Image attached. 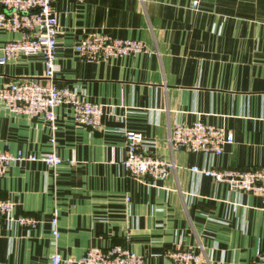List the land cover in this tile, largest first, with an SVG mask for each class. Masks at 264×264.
I'll return each instance as SVG.
<instances>
[{
	"label": "crops",
	"instance_id": "crops-1",
	"mask_svg": "<svg viewBox=\"0 0 264 264\" xmlns=\"http://www.w3.org/2000/svg\"><path fill=\"white\" fill-rule=\"evenodd\" d=\"M54 9L56 81L104 105L105 114L93 128L75 122L72 105H59L52 145L43 116L10 113L0 102V150L56 151L65 160L16 162L1 178L0 196L15 203L14 215L37 224L0 215V264H51L56 252L79 257L114 245L145 264H172L166 251L188 245L199 264H255L264 250V197L192 167L264 166V0H202L199 10L191 0H57ZM103 33L140 39L153 53L83 59L75 43ZM18 37L0 28V58ZM27 77L44 80L41 54L0 63V87ZM199 119L231 131L234 142L221 154L171 150L170 127ZM126 130L143 133L145 148L173 159L175 170L159 180L129 175Z\"/></svg>",
	"mask_w": 264,
	"mask_h": 264
},
{
	"label": "built area",
	"instance_id": "built-area-1",
	"mask_svg": "<svg viewBox=\"0 0 264 264\" xmlns=\"http://www.w3.org/2000/svg\"><path fill=\"white\" fill-rule=\"evenodd\" d=\"M57 0H0V28L18 33L19 37L8 40L2 47L0 63L20 55L41 54L44 60V80L27 77L13 80L0 87V102L10 113L23 114L34 118L43 116L53 131L52 145H55L54 132L57 129L56 108L70 104L76 123L98 128L102 124L105 107L100 103L87 101L74 90L60 86L56 81L59 70L57 62L58 35L60 20L54 9ZM82 1V0H80ZM202 0H191L194 10H199ZM79 55L89 62L109 58L135 56L153 51L140 39L118 38L110 34H91L75 43ZM126 155L122 163L129 175L137 178L165 179L176 164L173 159H165L150 153L144 146L141 132L126 130ZM234 142L231 131L215 124L197 120L193 123H175L169 129L168 143L171 150H187L206 154H221L225 147ZM25 160H42L51 166H58L65 160L56 151L40 155H25L22 151L0 150V180L10 165ZM74 163V160H66ZM196 172L226 182L233 189L247 191L264 197V166L249 169L199 167ZM15 203L0 196V215L9 221L34 227L37 219L27 215H14ZM53 234L58 235V219L52 218ZM172 264H199L201 254L194 246L175 247L166 251ZM145 264L144 256L122 245L108 249L93 246L79 257H64L60 252L51 256V264ZM255 264H264V250L257 255Z\"/></svg>",
	"mask_w": 264,
	"mask_h": 264
}]
</instances>
